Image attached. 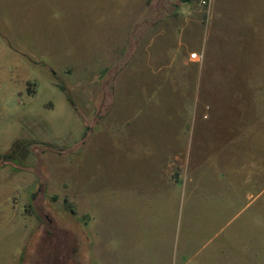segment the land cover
Listing matches in <instances>:
<instances>
[{"label": "rangeland", "instance_id": "374dc122", "mask_svg": "<svg viewBox=\"0 0 264 264\" xmlns=\"http://www.w3.org/2000/svg\"><path fill=\"white\" fill-rule=\"evenodd\" d=\"M233 132H264V0H0V264L56 229L87 264L162 262L210 220L164 181ZM223 243L200 264H264Z\"/></svg>", "mask_w": 264, "mask_h": 264}, {"label": "crops", "instance_id": "0c3cea01", "mask_svg": "<svg viewBox=\"0 0 264 264\" xmlns=\"http://www.w3.org/2000/svg\"><path fill=\"white\" fill-rule=\"evenodd\" d=\"M233 133L223 139L220 135L218 140H214L217 142L212 145L209 162L203 166L209 172L199 176L201 165L195 158L179 159L183 173L178 184L173 187L164 181L165 193L170 199L185 197V212L190 206L189 218L203 216V212L209 211L210 220L208 224L202 221L198 227H191L189 231L195 232L181 245L173 244L171 239L166 248L167 258L162 262L156 259L154 264H200L203 249L211 245L214 257L227 258L223 242H234L233 249L238 250L240 258L244 251L264 249V132ZM199 202L209 209L197 213ZM237 208L242 209L233 216L232 210ZM247 212L249 221H240L247 217ZM206 227L211 232L215 231L216 236L200 246L196 233ZM166 249L163 253L167 252Z\"/></svg>", "mask_w": 264, "mask_h": 264}, {"label": "flooded vegetation", "instance_id": "af4514ba", "mask_svg": "<svg viewBox=\"0 0 264 264\" xmlns=\"http://www.w3.org/2000/svg\"><path fill=\"white\" fill-rule=\"evenodd\" d=\"M34 249L30 264H87L79 242L57 229L49 240L37 243Z\"/></svg>", "mask_w": 264, "mask_h": 264}, {"label": "built area", "instance_id": "2783aa9c", "mask_svg": "<svg viewBox=\"0 0 264 264\" xmlns=\"http://www.w3.org/2000/svg\"><path fill=\"white\" fill-rule=\"evenodd\" d=\"M189 59H190V61L196 63V62H200L201 61V56H199L198 53H192V54H190Z\"/></svg>", "mask_w": 264, "mask_h": 264}]
</instances>
